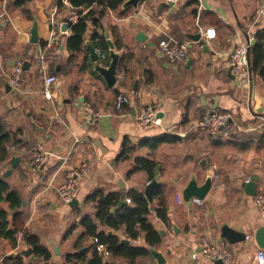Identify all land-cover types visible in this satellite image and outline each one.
Wrapping results in <instances>:
<instances>
[{
  "label": "crops",
  "instance_id": "crops-1",
  "mask_svg": "<svg viewBox=\"0 0 264 264\" xmlns=\"http://www.w3.org/2000/svg\"><path fill=\"white\" fill-rule=\"evenodd\" d=\"M261 2L181 0L167 4L144 0L138 9L123 4L112 9L96 2L85 9L103 13L96 15L97 24L87 20L84 41L78 47L69 41L73 34L69 17L77 10L69 0H63L60 7L56 0H0V127L10 133L8 156L22 157L3 178L9 184L8 192L18 194L20 204L12 206L7 193L0 199V209L7 215L6 230H16L14 239L0 235V264H88L95 252L94 235L82 222L86 215L95 221L97 232L104 230L128 239L131 245L148 248L147 253L135 257L111 250L106 256L100 253L109 264H158L152 250L160 252L166 264H216L201 253L193 257L200 251L199 241L204 236L225 242L234 253L235 264L255 263L257 251L264 250L256 239L264 215L242 183L258 173L257 191L264 189V126L253 128L264 117V18L258 15ZM35 16L37 43L30 40ZM64 22L66 29L62 27ZM209 26H214L217 34L206 40L204 32ZM141 31L147 35L145 40L138 38ZM188 31H200L207 49L203 42L187 36ZM94 32L105 36L110 51L119 34L123 46L114 44L115 50L120 56L132 54L126 66L119 67L113 87L91 60L87 41L95 43ZM170 35L189 40L191 62L188 58L167 61L158 42ZM249 38L252 86L247 102V88L229 70L228 54L238 42ZM101 49L98 62L109 65L110 51ZM39 50L47 58L44 69L34 62ZM18 58L28 61L24 84L20 90L6 91L3 79L7 80ZM50 73L58 79L49 89L61 100L63 123L53 118L55 101L44 95V76ZM56 85L62 89L59 95ZM120 91L131 100L122 112L115 113V96ZM85 102L92 104L95 114L84 110ZM147 104L158 108L161 125L138 121V111ZM215 109L232 114L234 123L227 137L196 126L208 110ZM179 126L185 133L172 131ZM168 132L180 137L173 134V140L160 142L155 148L143 143ZM35 141L44 143L48 155L41 170L30 164ZM139 156L161 165L163 183L155 188L153 203L149 202V222L159 231V240L153 244L139 223V234L132 236L125 224L115 228L101 222L96 217L97 200L89 198L101 189L120 193V200L125 195L126 201L133 190L145 194L143 189L155 171L153 175L145 169L131 172ZM8 159L0 160V174L8 170ZM82 162L89 164L90 171L81 181L77 203H63L56 187L66 180L71 167ZM42 172L46 174L44 179ZM193 173L198 183L212 176L210 190L200 198L201 203L194 201L196 196L190 203L183 198L182 188ZM125 204L134 205L132 200ZM117 206L114 211L121 205ZM159 208L165 209V218L158 214ZM222 223L246 233V238L229 242L221 236ZM29 233L49 249L48 259L35 253L27 241ZM29 246L33 248L29 255L21 253Z\"/></svg>",
  "mask_w": 264,
  "mask_h": 264
},
{
  "label": "built area",
  "instance_id": "built-area-1",
  "mask_svg": "<svg viewBox=\"0 0 264 264\" xmlns=\"http://www.w3.org/2000/svg\"><path fill=\"white\" fill-rule=\"evenodd\" d=\"M7 0H4V2ZM165 3L176 4L181 0H162ZM261 7L259 10V17L264 18V0L261 2ZM78 14L73 13L69 17V27L72 24L76 23L78 20ZM216 28L214 26H209L206 28L204 32V38L206 40L212 39L216 36ZM159 50L165 56L167 61H183L189 57L190 53V42L185 39H178L174 36L170 35L166 39L160 40L159 42ZM251 46L250 38L248 40H243L238 42L229 52L228 60H230V64L232 65V71L234 75L237 77L238 73L242 74L243 80L240 82L246 85V96L247 102L250 101L251 97V86H252V77L250 71V59H249V50ZM97 53L101 54V47L97 48ZM35 64L39 65L41 69H44L47 66V58L44 51L39 50L36 52L34 56ZM24 61L21 58L16 59L14 63V67L11 72L7 75V81L10 83L11 87L14 90H20L23 86L24 81ZM57 76L55 74H46L44 76V83H46L47 87L44 90V95L46 98L52 99L55 101V111L53 118L59 122L63 123L62 119V110H61V100L58 99L57 96H54V93L49 89V86L53 83H57ZM62 89L59 85H56V93L57 95L61 94ZM130 97L127 93L120 91L115 96V104H114V112L120 113L123 111L124 107L130 102ZM83 108L85 111L95 114L92 104L90 102H85L83 104ZM138 121L143 125H161L162 118L159 115L158 108L153 104H147L140 108L137 113ZM234 123L232 114L229 111H222L219 109L208 110L204 116L196 123V126L207 130L208 132L216 135L227 137L229 134V127ZM264 126V117L263 120L257 124L253 128H261ZM172 131H176L179 133H185L182 130V127L179 126ZM31 155V166L34 169L41 170L42 166L48 159L46 147L42 141H35L30 150ZM90 171V166L86 162H82L79 166L71 167L67 171L66 180L59 184L56 187V192L58 193L61 201L63 203H70L73 199L77 198L79 194L80 184L82 179L88 175ZM46 174L44 172L41 173V178L44 179ZM251 176L247 177L245 181H247ZM131 197H127V202H131ZM194 201L201 203L200 198L194 197ZM253 203L257 206L260 213L264 215V189L256 191L253 195ZM94 242L97 246V250L103 255H109L110 249L105 242H100L97 237H94ZM200 251L194 252L193 257L198 256V253L203 254L209 260L220 259L223 261V264H235L236 260L234 257V253L229 248L225 242L222 240H214L207 236H204L200 239ZM255 263L259 264L264 261V250L259 249L255 255Z\"/></svg>",
  "mask_w": 264,
  "mask_h": 264
},
{
  "label": "trees",
  "instance_id": "trees-1",
  "mask_svg": "<svg viewBox=\"0 0 264 264\" xmlns=\"http://www.w3.org/2000/svg\"><path fill=\"white\" fill-rule=\"evenodd\" d=\"M23 1V0H19ZM125 0H69L74 8H76V13L79 15L76 23L71 25L73 30V34L70 36L69 41H73L76 46H80L84 41V33L87 29V20H92L95 24H97L98 20L96 15H102L103 10L98 12L97 9L91 8L86 10L85 7L91 6L92 4L98 2L103 5V7L108 8H118L121 4H123ZM58 7L63 5V0H56ZM92 39L98 45H100L106 52L110 51V44L104 35H101L99 32H94L92 35ZM114 44L117 47H122V38L118 34L115 38ZM131 52L123 53L119 57V67L124 68L127 64V61L131 58ZM264 56V53H263ZM263 58V57H262ZM258 67L257 62L254 64V69ZM261 73L264 75V63L261 66ZM0 160H5L9 158L8 152L6 150V144L8 140H10V133H4L2 131V125L0 127ZM173 140V134L164 133L159 136H154V138H150L145 140L143 143H147L150 147L155 148L160 142ZM157 164V161L151 160L147 157H137L135 166L131 169V172L137 169H145L150 172L151 175L154 174V169ZM9 189V184L4 180L0 179V199L3 198L4 194L7 193V199L11 201V205H19L20 200L18 194L14 190ZM129 197H131L133 201V206L128 204H123L120 206V209L114 211L113 207L117 205L120 201V193L115 192H105L102 189L96 190L92 193L89 198L97 200V213L96 217L100 219V221L105 222L106 224L120 228L122 224L127 226V231L132 236H137L139 234V229H136V224H140V228L145 231L146 238L150 244L156 243L159 240V231L149 222L148 214L150 213L149 201L147 196L139 190H133L130 192ZM158 214L161 217L165 218V209L159 208ZM83 224L86 225L87 231L91 232L94 237H97L100 242L107 243L109 249L114 254H125L127 256L135 257L139 255V253H147L148 248L146 246H135L129 243H125L115 234H110L105 232H97V227L95 225V221L90 215H86L83 218ZM8 224L6 211L0 209V235L4 234L12 239H14V233L16 230L8 231L6 230V226ZM27 241L31 243L32 247H34V251L36 254L41 255L43 258L48 259L50 256V251L48 248L44 247L37 238L36 235L29 233L27 236ZM94 252L95 256L92 260L89 261L88 264H109L103 261V257L100 252L97 250V246L94 242ZM11 264H19L17 262H13Z\"/></svg>",
  "mask_w": 264,
  "mask_h": 264
},
{
  "label": "water",
  "instance_id": "water-1",
  "mask_svg": "<svg viewBox=\"0 0 264 264\" xmlns=\"http://www.w3.org/2000/svg\"><path fill=\"white\" fill-rule=\"evenodd\" d=\"M142 1L144 0H125L123 3V7L132 6L138 9L139 3ZM66 26H67V23L64 22L62 27L66 29L67 28ZM30 28H31L30 29V32H31L30 40L31 42L37 43L38 37H39V28H38V19L36 16L34 17L33 23ZM187 36H189L193 40L203 42L206 45V49H207L208 47L207 42L205 41V39L202 38V33L200 31L199 32L188 31ZM138 38H140L141 40H145L147 38V35L143 31H141L139 32ZM87 45L90 49L91 60L96 63V70L99 71V73L103 76L105 81H107L108 86L113 87L116 83L117 72L119 69V57H120L119 51L115 50L114 44H111V51H110L111 61L109 62L110 64L103 65L98 62V59H99V54L97 53L98 45H96L95 43H90L89 41H87ZM191 57L192 56L190 54L188 57L189 62H191ZM24 66L26 68L28 67V61H25ZM229 70L230 71L232 70V65L229 67ZM3 84H5L6 86V91L14 90L6 79H3ZM160 114L161 113H159V115ZM173 134L177 138L180 137V135L177 133H173ZM21 159L22 157L19 155H11L5 164L9 166V168L6 172H3L2 174H0V179H3L4 177H8L9 174L12 172V169L21 161ZM160 167L161 165L157 164L154 170L155 171L154 178L151 181H149L143 189L150 203H153L154 201V191L156 190L155 188L163 183V181L160 180V171H159ZM259 177L260 176L258 173H254L251 175V177L247 181L242 183V187L245 188L246 192H249L250 194H253V195L256 193L257 191L256 186L259 181ZM211 185H212L211 175L210 176L208 175L206 179L204 180V182L198 183L197 174L193 173L192 176L190 177V180L182 188L184 200L190 203V200L193 196H196L198 198L205 197V195L209 192ZM126 202L127 201L125 199V195H123L117 207H119L122 204H125ZM76 203H77L76 198L70 202L71 205H74ZM221 236L227 239L229 242H235L239 240H244L246 238V233L241 232L235 229L234 227L229 226L226 223H222ZM256 239L259 245L261 247H264V225L260 226L258 230L256 231ZM122 241L125 243H128V239L124 238L122 239ZM32 251H33V248L29 246L28 249L22 250L21 253L25 255H29V253H31ZM152 253L156 257L158 264H166L165 258L160 252L156 250H152ZM213 261H215L216 264H223V261H221L220 259H216Z\"/></svg>",
  "mask_w": 264,
  "mask_h": 264
},
{
  "label": "rangeland",
  "instance_id": "rangeland-1",
  "mask_svg": "<svg viewBox=\"0 0 264 264\" xmlns=\"http://www.w3.org/2000/svg\"><path fill=\"white\" fill-rule=\"evenodd\" d=\"M241 77H242V74L241 73H238L236 78H238L241 81V80H243V78H241ZM244 86L246 88V85L245 84H244Z\"/></svg>",
  "mask_w": 264,
  "mask_h": 264
}]
</instances>
